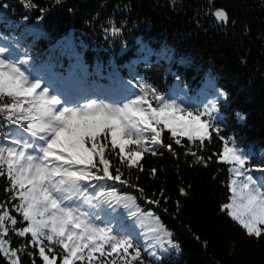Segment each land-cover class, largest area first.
Here are the masks:
<instances>
[{
	"label": "trees",
	"instance_id": "trees-1",
	"mask_svg": "<svg viewBox=\"0 0 264 264\" xmlns=\"http://www.w3.org/2000/svg\"><path fill=\"white\" fill-rule=\"evenodd\" d=\"M217 10L225 12V20L215 17ZM0 39L1 56L30 81L40 79L41 89L47 87L50 95L61 98L56 110L76 106L69 104L70 91L62 93L42 68L51 61L58 70H66L80 61L90 89L78 88L82 96L77 103L85 104L83 99L91 95L103 97L99 104L117 107L145 101L142 107L191 115L209 129L203 140L189 141L156 125L160 143H152L149 129L140 134L139 145H124L126 153H141L131 166L127 157L121 161L119 146L101 132L97 143L106 140L107 148L115 149L104 157L109 176L119 168L123 183L105 178L92 187L95 181L81 179L64 190L62 177L53 176L46 186L61 209L133 245L123 257L120 249L106 252L103 260L100 253H92L90 261L85 249L84 259L73 264H161L149 254L159 255L162 233L154 229L161 224L181 248L164 256L162 264H264V236L249 237L220 209L231 194L229 179L239 183L251 175L257 186L264 182V0H0ZM118 74L122 80L115 78ZM109 88L114 98L106 95ZM22 100L0 94V147L26 146V156L43 166L46 161L39 158L46 140L24 130L27 122L17 119L27 107ZM124 139H137L135 130ZM225 147L244 164L224 160ZM99 159L94 156L93 162L103 168ZM59 163L48 157L46 170ZM80 167L86 166L72 170ZM237 167L241 175L232 171ZM6 170V165L0 167V212L9 211L18 220L16 227H26L12 207L19 200L12 196ZM112 188L114 195L99 197ZM15 191L18 196L19 189ZM125 196L135 197V204L118 200ZM3 238L10 242L9 250L16 249L18 264H43L39 249L28 244L30 233L19 237L10 229ZM39 239L45 255L49 247L55 255L63 254L58 242ZM136 251L141 255L133 260ZM0 264L9 262L0 256Z\"/></svg>",
	"mask_w": 264,
	"mask_h": 264
},
{
	"label": "snow or ice",
	"instance_id": "snow-or-ice-1",
	"mask_svg": "<svg viewBox=\"0 0 264 264\" xmlns=\"http://www.w3.org/2000/svg\"><path fill=\"white\" fill-rule=\"evenodd\" d=\"M215 17L225 20L226 15L222 10L215 12ZM42 71L51 82H60L66 90L82 88L87 84L88 76L86 70L78 63L69 64L66 70H58L57 64L49 61L43 66ZM41 89V80H29L23 72L15 65L0 59V94L11 98H23L22 102L27 104L17 113V119L21 122L26 121L27 127L21 123L20 127L31 131L34 135L40 134L46 140V146L41 152L43 156L39 159L46 163L33 164V157L25 154L26 146L0 147V167L7 166L6 175L12 186V196L19 200V205L13 204V209L20 214L26 227H16L18 220L9 215V211L0 212V256H3L9 264H18L16 249L9 250L7 245L10 242L3 237L12 229L15 235L25 237L31 234L28 244L33 248L39 249V256L43 264H52V260H57L58 264H73L74 260H83V252L88 250L89 260H92V253H100L103 260L106 252L115 254L122 249L123 257L132 248L126 240H117L109 237L104 228H97L91 223L81 221L79 217H74L71 212L65 209H58V204L49 195L48 187L53 176L62 177L60 184L68 189L74 180L95 181L92 187L99 186V181L108 178L114 181H122L117 168V174L109 176V161L104 157L114 152V148H107V141L98 144L97 139L101 132L106 137L111 138L112 145L119 146L121 161L127 157L128 165H135L140 159L139 151L125 152L124 145L131 143L139 145L141 143L140 134L149 129L153 135V144L160 143L161 132L156 125L163 124L169 129L172 136L177 132L181 137H187L189 141L193 137L203 140L208 134L206 122L197 117L188 115H177L176 111H157L151 107H142L145 101H138L133 104H126L122 107L108 104H97L89 100L86 104L79 107H59L61 100L57 95H50L49 88ZM67 103V101H65ZM21 103L17 100V107ZM5 107H13L6 104ZM16 122V121H14ZM135 130L137 139H124L131 137ZM18 145L20 142L15 141ZM90 143L91 147H85ZM181 142L176 140V144ZM171 151V145H168ZM145 151H149L145 149ZM155 154L154 152L152 153ZM99 156V164L103 168H98L93 162V157ZM54 157L55 161L60 162L58 166L47 169V158ZM221 157L227 161H234L236 165H243L244 162L230 148L225 147ZM77 166L79 170H72ZM237 175H241L240 168L232 169ZM101 173L98 175L97 173ZM67 178V179H63ZM55 187V185H53ZM19 189L18 196L16 189ZM227 190V203H222L220 209L226 212L249 237L264 236V182L257 186V181L251 175L245 176L243 181L237 183L229 179ZM141 189V193H142ZM183 194V189L180 190ZM116 189L110 192H100L99 197L114 195ZM166 199V198H164ZM118 200H130L135 204V197H118ZM149 204H159V200H149ZM128 205L125 204V207ZM86 215V214H82ZM135 215V213H133ZM151 215V213H149ZM39 217V218H37ZM159 218L157 217V221ZM45 229L47 232L45 233ZM79 229V231H77ZM159 235V255L156 251L149 254L158 262L173 250L180 252L181 248L173 238V233L168 231L162 224L158 229H154ZM40 237H45L51 244L58 242V247L63 250V254L57 256L55 249L48 248L49 255H45V248L41 243ZM107 245V249H105ZM31 255V253H28ZM140 252L136 251L133 260L140 258ZM115 264V261H113ZM124 264H129L125 261ZM142 264V261H141Z\"/></svg>",
	"mask_w": 264,
	"mask_h": 264
},
{
	"label": "rangeland",
	"instance_id": "rangeland-1",
	"mask_svg": "<svg viewBox=\"0 0 264 264\" xmlns=\"http://www.w3.org/2000/svg\"><path fill=\"white\" fill-rule=\"evenodd\" d=\"M59 209V208H58Z\"/></svg>",
	"mask_w": 264,
	"mask_h": 264
}]
</instances>
